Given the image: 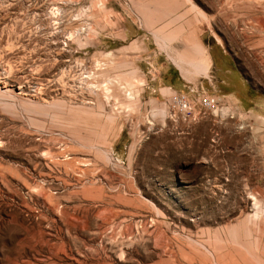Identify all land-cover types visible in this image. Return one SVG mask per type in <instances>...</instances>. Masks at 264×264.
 Segmentation results:
<instances>
[{"label": "rangeland", "instance_id": "374dc122", "mask_svg": "<svg viewBox=\"0 0 264 264\" xmlns=\"http://www.w3.org/2000/svg\"><path fill=\"white\" fill-rule=\"evenodd\" d=\"M0 264H264V0H0Z\"/></svg>", "mask_w": 264, "mask_h": 264}, {"label": "crops", "instance_id": "0c3cea01", "mask_svg": "<svg viewBox=\"0 0 264 264\" xmlns=\"http://www.w3.org/2000/svg\"><path fill=\"white\" fill-rule=\"evenodd\" d=\"M129 34L128 29H126L125 34ZM135 41V40H134ZM155 50L152 52L148 58V72L150 76V81L144 86L152 89L154 93H158L162 96V91H170L178 94L183 93H199L200 85L199 80L192 77V75L187 70V74L184 76L181 69L172 62L170 66L167 62H164L162 57H169L165 52L163 53L156 44ZM211 57L213 58L212 54ZM185 68V67H184ZM189 74V75H188ZM164 97V96H163Z\"/></svg>", "mask_w": 264, "mask_h": 264}, {"label": "built area", "instance_id": "2783aa9c", "mask_svg": "<svg viewBox=\"0 0 264 264\" xmlns=\"http://www.w3.org/2000/svg\"><path fill=\"white\" fill-rule=\"evenodd\" d=\"M220 101L211 96H203L196 103L187 95L180 94L173 98L172 106L176 113L182 115L185 119L197 121L199 115L207 112H215L219 108Z\"/></svg>", "mask_w": 264, "mask_h": 264}, {"label": "bare ground", "instance_id": "6f19581e", "mask_svg": "<svg viewBox=\"0 0 264 264\" xmlns=\"http://www.w3.org/2000/svg\"><path fill=\"white\" fill-rule=\"evenodd\" d=\"M164 42H165V41H164ZM161 46H162V45H161ZM163 46H164V45H163ZM165 46H166V45H165ZM206 57H207V56H206ZM207 58H208V57H207ZM209 58H210V57H209ZM189 60H190V59H187L186 62L188 63ZM174 61L176 62V64H177L178 66H180V68H182V71H183V72L186 71V70H185L186 68H183V66L179 65V61H177V60H175V59H174ZM180 62H181V61H180ZM208 62H209V60H208ZM185 73H187V71L184 72V74H185Z\"/></svg>", "mask_w": 264, "mask_h": 264}]
</instances>
